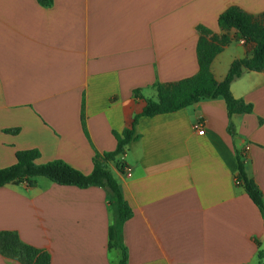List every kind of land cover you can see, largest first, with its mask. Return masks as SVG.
Masks as SVG:
<instances>
[{
    "label": "crops",
    "instance_id": "0c3cea01",
    "mask_svg": "<svg viewBox=\"0 0 264 264\" xmlns=\"http://www.w3.org/2000/svg\"><path fill=\"white\" fill-rule=\"evenodd\" d=\"M233 6L264 14V0H0V169L37 149L39 163L90 174L142 113L140 96L155 100V84L197 73L198 25L232 38L211 62L216 81L247 56L236 31L217 24ZM230 92L251 113L229 118L219 97L139 117L137 138L107 162L132 211L122 227L128 264H264L263 219L236 180L247 147L244 171L264 204V69L245 71ZM114 222L102 187L42 177L0 187V231L48 252L51 264H119ZM0 264L21 263L0 254Z\"/></svg>",
    "mask_w": 264,
    "mask_h": 264
},
{
    "label": "trees",
    "instance_id": "16d2710c",
    "mask_svg": "<svg viewBox=\"0 0 264 264\" xmlns=\"http://www.w3.org/2000/svg\"><path fill=\"white\" fill-rule=\"evenodd\" d=\"M37 2L41 5H49L51 0H37ZM217 24L221 30L234 29L235 39L243 41L245 46L250 47L246 57L231 63L222 81L218 82L213 78L210 65L214 57L231 43L232 38L228 34L216 35L206 27L198 25L196 30L200 36L196 45L197 73L177 82L155 84V100L143 98L137 91L136 96H140L145 104L142 113L135 116L130 127L120 135L115 134L117 143L114 151L105 153L103 157L93 158L90 174H84L63 160L39 163L41 154L37 149L19 150L15 152V163L0 169V187L23 181L33 185L35 178L42 177L60 186L106 189L113 200L115 213V222L109 230V247L121 251L119 264H128V252L122 239V227L132 217V211L121 194L117 179L109 171L107 162L114 161L123 152V148L137 138L135 126L138 118L172 113L202 99L219 97L225 102L229 118L233 114H248L252 111L251 104H246L232 96L230 85L245 71L258 72L264 69V14L255 16L233 6L218 16ZM227 129L232 134L230 122ZM7 132L16 134L18 129H9ZM121 165L120 171H122ZM236 180L259 210L264 223L262 193L254 181L247 178L240 155ZM0 254L17 260L21 264H51L48 252L25 244L13 231H0Z\"/></svg>",
    "mask_w": 264,
    "mask_h": 264
},
{
    "label": "built area",
    "instance_id": "2783aa9c",
    "mask_svg": "<svg viewBox=\"0 0 264 264\" xmlns=\"http://www.w3.org/2000/svg\"><path fill=\"white\" fill-rule=\"evenodd\" d=\"M195 128H196V130H197L199 135H203L204 134L203 126H202V124L200 122H197L195 124ZM247 149H248L247 147L244 148V150L241 152V155H240L241 157L246 155ZM121 167H122V172H124V173L128 172L129 169H128V167L125 164H122Z\"/></svg>",
    "mask_w": 264,
    "mask_h": 264
},
{
    "label": "rangeland",
    "instance_id": "374dc122",
    "mask_svg": "<svg viewBox=\"0 0 264 264\" xmlns=\"http://www.w3.org/2000/svg\"><path fill=\"white\" fill-rule=\"evenodd\" d=\"M14 164V163H13ZM10 166V165H9Z\"/></svg>",
    "mask_w": 264,
    "mask_h": 264
}]
</instances>
